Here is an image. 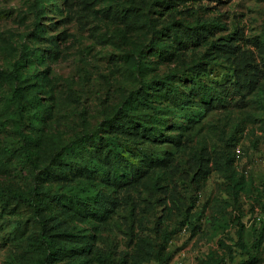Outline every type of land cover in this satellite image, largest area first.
<instances>
[{
    "label": "rangeland",
    "instance_id": "rangeland-1",
    "mask_svg": "<svg viewBox=\"0 0 264 264\" xmlns=\"http://www.w3.org/2000/svg\"><path fill=\"white\" fill-rule=\"evenodd\" d=\"M25 85L47 106L24 112L32 163L7 103ZM135 90L151 102L124 116ZM93 131L109 148L57 157ZM0 189L25 197L0 196V264H42L46 218L91 245L56 264H264V0H0Z\"/></svg>",
    "mask_w": 264,
    "mask_h": 264
},
{
    "label": "trees",
    "instance_id": "trees-1",
    "mask_svg": "<svg viewBox=\"0 0 264 264\" xmlns=\"http://www.w3.org/2000/svg\"><path fill=\"white\" fill-rule=\"evenodd\" d=\"M41 2L43 0H40ZM34 56V53L32 54ZM41 56L36 55L35 58L39 59ZM33 62L30 63V66H32ZM17 66H24L20 61L17 62ZM19 76H21L22 80L26 82L27 84H34V79H30L28 77H25L20 73V75H17V72L13 74V77L18 79ZM159 84V83H158ZM156 85L158 87L155 88V90H159L162 88L167 87V85ZM154 87H151L153 89ZM168 88V87H167ZM28 90L26 89V85L23 87H13V90L10 93V96L8 97V104H13L15 106V116L17 121V130L19 135L22 137V139L25 141L24 147H23V153L25 154L27 160H29L31 163L33 162L32 156L33 152L31 151L28 142L32 140V136L26 134L23 131V121H24V112L28 110V105L33 106L34 111L32 113L33 121L36 123H40L43 121V113L47 110V106H45L41 100L40 97L37 96L36 92L28 93ZM206 93V92H204ZM149 98V92L147 91H141L135 90L130 93V95L125 98L120 106L119 111L123 112L124 116L131 117L133 116L140 105H147L151 101ZM133 122V121H132ZM114 128L118 130V134H124L127 132L129 127H127V123H124L123 120H116L114 122ZM107 127L110 125L107 124ZM99 130V129H98ZM133 134H143V131H140L139 129L132 130ZM94 138L97 140H100V142L106 147L109 148L110 146V136H107L105 138H102L98 131H93L92 133L85 134L78 139H74L71 142L61 146V149L59 153H57V157L60 158L63 154L67 155H74V156H81L83 153H90L91 158H94V152L95 149H89L85 143L87 139ZM114 147V146H113ZM110 150V149H109ZM108 150V151H109ZM124 155L120 154L119 151H117L115 148L112 149V158L113 162L111 163L113 168L111 171L113 172L114 176L116 175V172L121 169V167L127 165L128 160L127 158L123 157ZM110 164V165H111ZM202 172V171H201ZM207 176L205 172H202L199 175L198 181L204 182L206 181ZM84 195L82 197L83 201L86 202V200H90V203H95L98 206H106L109 202L107 199V196H105L101 191L95 190L93 188H88L82 190ZM46 197L45 199L48 202H54L55 205L62 207H67L70 205H73L74 203L77 205L78 201L73 200L72 198H64L63 196H58L56 194H50L49 192L43 191ZM0 196H8V197H19L20 199H25L23 194L21 192L10 190L8 192L0 189ZM109 198V197H108ZM29 201V200H28ZM31 201V200H30ZM85 206H83V209L79 210L80 208H76L75 211L79 212H90V207L87 203H84ZM69 211V210H67ZM47 218L41 219V232L39 234L38 243L40 245V249L42 251V257H41V263L42 264H56L57 262L63 260V259H75L79 257H85L90 251H91V245L89 244V241L85 237V235H76L72 234L69 231H63L60 233H50L47 229ZM82 264V263H79Z\"/></svg>",
    "mask_w": 264,
    "mask_h": 264
}]
</instances>
